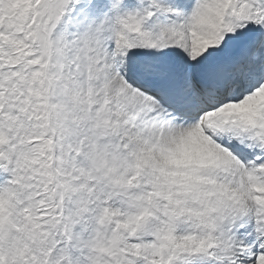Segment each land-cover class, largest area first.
Segmentation results:
<instances>
[{
	"label": "snow or ice",
	"instance_id": "1",
	"mask_svg": "<svg viewBox=\"0 0 264 264\" xmlns=\"http://www.w3.org/2000/svg\"><path fill=\"white\" fill-rule=\"evenodd\" d=\"M0 264H264V0H0Z\"/></svg>",
	"mask_w": 264,
	"mask_h": 264
}]
</instances>
